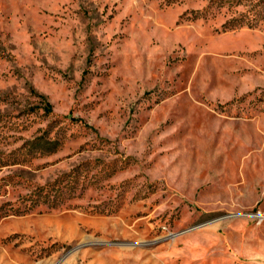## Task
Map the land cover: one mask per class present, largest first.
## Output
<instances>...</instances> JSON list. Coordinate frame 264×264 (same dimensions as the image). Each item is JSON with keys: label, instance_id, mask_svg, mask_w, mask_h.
I'll use <instances>...</instances> for the list:
<instances>
[{"label": "rangeland", "instance_id": "rangeland-1", "mask_svg": "<svg viewBox=\"0 0 264 264\" xmlns=\"http://www.w3.org/2000/svg\"><path fill=\"white\" fill-rule=\"evenodd\" d=\"M0 264H264V0H0Z\"/></svg>", "mask_w": 264, "mask_h": 264}, {"label": "trees", "instance_id": "trees-1", "mask_svg": "<svg viewBox=\"0 0 264 264\" xmlns=\"http://www.w3.org/2000/svg\"><path fill=\"white\" fill-rule=\"evenodd\" d=\"M48 106V111L50 110V105H47Z\"/></svg>", "mask_w": 264, "mask_h": 264}]
</instances>
